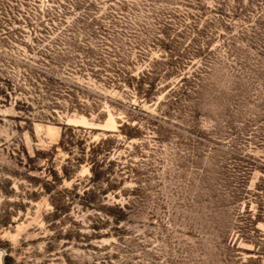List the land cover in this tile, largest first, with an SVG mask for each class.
Returning a JSON list of instances; mask_svg holds the SVG:
<instances>
[{
    "label": "rangeland",
    "instance_id": "1",
    "mask_svg": "<svg viewBox=\"0 0 264 264\" xmlns=\"http://www.w3.org/2000/svg\"><path fill=\"white\" fill-rule=\"evenodd\" d=\"M0 264H264V0H0Z\"/></svg>",
    "mask_w": 264,
    "mask_h": 264
},
{
    "label": "bare ground",
    "instance_id": "2",
    "mask_svg": "<svg viewBox=\"0 0 264 264\" xmlns=\"http://www.w3.org/2000/svg\"><path fill=\"white\" fill-rule=\"evenodd\" d=\"M82 123H83V125H85V122L84 121H82Z\"/></svg>",
    "mask_w": 264,
    "mask_h": 264
}]
</instances>
